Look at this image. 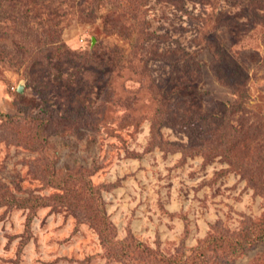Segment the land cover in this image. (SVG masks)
<instances>
[{
  "label": "rangeland",
  "instance_id": "374dc122",
  "mask_svg": "<svg viewBox=\"0 0 264 264\" xmlns=\"http://www.w3.org/2000/svg\"><path fill=\"white\" fill-rule=\"evenodd\" d=\"M44 1L64 16L41 24L32 8L26 26L31 3L0 4V113L53 122L43 152L31 123L17 138L0 128V264H144L110 257L89 222L100 209L115 240L171 260L264 221V0ZM142 25L155 55L131 54ZM236 70L248 76L239 109L213 73ZM193 98L199 117L176 105ZM66 176L76 208L48 203ZM193 264H264V240Z\"/></svg>",
  "mask_w": 264,
  "mask_h": 264
},
{
  "label": "trees",
  "instance_id": "16d2710c",
  "mask_svg": "<svg viewBox=\"0 0 264 264\" xmlns=\"http://www.w3.org/2000/svg\"><path fill=\"white\" fill-rule=\"evenodd\" d=\"M12 1H25L27 5L28 3L32 4L31 8L28 6H25L23 11L20 13V17L23 18L26 26H27L28 16L30 15V11L32 10V8L33 9L36 8V15H39V17H41V14H45L43 16L45 18H42L40 20L41 24L48 25L50 22L52 23L54 19H57V18L60 19V17L64 16V14L59 10V6L48 10L47 8L48 6H45L44 0H12ZM71 1L74 2L75 0H71ZM6 2H9V0H1L0 4L6 3ZM93 2L100 4L103 2L106 3L108 2V0H93ZM255 8L257 10H260L262 8V5L256 6ZM127 11L128 13L135 15V13H137L138 11V8L135 10L136 12L134 10H132L133 12H131V10L129 9ZM120 20L121 19H119V21ZM116 21L118 22V19ZM121 25L122 26H120L119 29L124 31L123 27L124 26L128 27L129 30H126L129 34L128 36L130 35L132 36V34L134 33L133 27H135L133 21L128 22L124 26L123 24ZM25 30L27 31L26 37L32 39L33 34L31 32L35 30L33 29L31 30L30 28H25ZM148 35H149L148 32L142 25V30L138 33V38H135V41H133V45L131 46V50H132L131 54H138L140 52L143 53V51L145 50H150L148 52L147 51L145 52L147 54L152 53L150 55H155L157 51L153 49L152 45H148L147 43H145L146 42L145 37ZM60 48L61 47L56 46L53 49L59 50ZM217 58H220V57L218 56ZM109 64L111 65L109 66V70L107 72L114 70L115 65L113 66L112 62L111 63L109 62ZM213 73H214L216 80L222 85L229 87L233 95H235L236 101L233 104H235L236 109H239L242 104L241 102H243L246 97L245 90H246V81L248 79L247 78L248 76L245 74H242L241 71H238V70L234 71V73H231V75L229 76L225 74L222 76L216 72H213ZM239 78L242 79L240 82L238 81ZM162 100L163 101L160 103L159 106L163 108L165 105H167V103H169V101L165 102L166 101L165 97ZM176 105H179L178 110L181 113H189L193 116H198V117L202 113L201 102L195 98H193L190 102L184 101ZM224 113H225V109L222 111L223 115H225ZM213 119L214 121L212 123V126L215 125L216 126L215 130L218 131L217 129L222 128L223 126L221 124L222 126L221 127L220 124L216 123V119L215 118ZM26 120L27 119L23 117L10 116L7 114L0 113V121L2 122L0 125V128L11 130L10 134L13 135V137L17 138L19 137V134L15 128H18V126L23 124V122L24 124L31 123L32 124L31 139L34 141V144L32 146L35 145L34 148L36 147L37 149H40L39 150L40 152H43V150H45V146L47 145V139H48L47 131L48 129L52 127L53 122L51 121V119H48V118L46 119L44 117H41L40 114L30 116L28 121ZM165 123L166 125L168 124L172 127H175L176 125H178L179 128L189 127L188 125H186L187 124L186 120H183V122H180V120L173 121V120H167L166 118ZM50 178L53 179L54 175H52ZM70 182H71V177L69 176L57 178V182H54L55 183L54 185L55 187H58L59 189H61L62 193L53 195L51 198L48 199V203H51L53 205L54 204L55 205L56 204L66 205L67 207H70V208L78 207L80 205L79 202L81 201L83 192L72 191L69 185ZM85 184H87V182ZM89 192L90 190L87 193L89 194ZM41 200L42 199L39 197L29 198L25 200L24 205H26V207L30 209H34L35 207H38L41 205L40 204L41 202L38 203V201H41ZM89 222L91 224L93 223V225H95V227L97 228L99 237L101 238L105 248L107 249V253L110 255V257L114 259H124V258H128L130 256L135 255V256H138V258L141 259L144 262V264H193L195 259H199L201 258V256H205V254L207 253V250L209 249L220 251L224 254L225 257L231 258L243 252L247 247L258 243L259 241L264 240V221H262L256 225H252V227H250L249 229H246V230H243L242 232L234 234L233 236L208 237V239H206L199 246L194 248L192 250V253L188 255L187 257L179 256V257H176L174 260H171V259H165L161 257L160 255H158L157 253L146 249L140 243H137L136 241L132 239H129L126 241L115 240L113 237V234H114L113 226H111V224L108 222L104 212L101 211V209L100 211L96 213V216L89 218Z\"/></svg>",
  "mask_w": 264,
  "mask_h": 264
},
{
  "label": "water",
  "instance_id": "95a60500",
  "mask_svg": "<svg viewBox=\"0 0 264 264\" xmlns=\"http://www.w3.org/2000/svg\"><path fill=\"white\" fill-rule=\"evenodd\" d=\"M17 91H18L19 93L22 92L21 86H19V87L17 88Z\"/></svg>",
  "mask_w": 264,
  "mask_h": 264
}]
</instances>
